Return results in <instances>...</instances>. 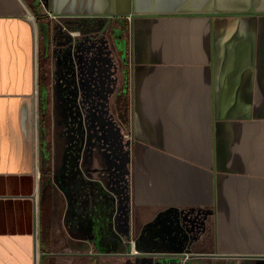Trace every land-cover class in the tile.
I'll use <instances>...</instances> for the list:
<instances>
[{"label":"crops","instance_id":"1","mask_svg":"<svg viewBox=\"0 0 264 264\" xmlns=\"http://www.w3.org/2000/svg\"><path fill=\"white\" fill-rule=\"evenodd\" d=\"M137 254L264 264V0H0V264Z\"/></svg>","mask_w":264,"mask_h":264},{"label":"trees","instance_id":"2","mask_svg":"<svg viewBox=\"0 0 264 264\" xmlns=\"http://www.w3.org/2000/svg\"><path fill=\"white\" fill-rule=\"evenodd\" d=\"M42 201H41V214H42V222H43V231L42 236L45 241L49 238V220L51 214V183L46 181L43 185L42 190Z\"/></svg>","mask_w":264,"mask_h":264},{"label":"rangeland","instance_id":"3","mask_svg":"<svg viewBox=\"0 0 264 264\" xmlns=\"http://www.w3.org/2000/svg\"><path fill=\"white\" fill-rule=\"evenodd\" d=\"M164 248V247H160ZM122 250V249H121ZM174 261L177 260V258H172ZM127 263L122 262V259L120 262H114L109 260L105 261V264H165L164 259L158 258V256L153 255H147V254H137L136 256H131L130 259L126 260Z\"/></svg>","mask_w":264,"mask_h":264},{"label":"water","instance_id":"4","mask_svg":"<svg viewBox=\"0 0 264 264\" xmlns=\"http://www.w3.org/2000/svg\"><path fill=\"white\" fill-rule=\"evenodd\" d=\"M99 21V28H101L105 22V18L104 17H100L98 19H96ZM215 256H218V257H233L231 255H223V254H216ZM182 264H184V262H182Z\"/></svg>","mask_w":264,"mask_h":264},{"label":"built area","instance_id":"5","mask_svg":"<svg viewBox=\"0 0 264 264\" xmlns=\"http://www.w3.org/2000/svg\"><path fill=\"white\" fill-rule=\"evenodd\" d=\"M49 14H50V16L53 17V18H54V17H55V18L57 17L55 14H53V13H51V12H50Z\"/></svg>","mask_w":264,"mask_h":264}]
</instances>
